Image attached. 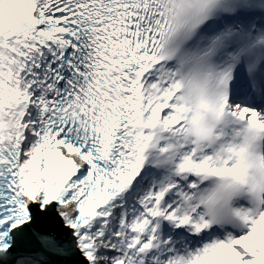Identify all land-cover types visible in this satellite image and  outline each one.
<instances>
[{
    "label": "snow or ice",
    "instance_id": "snow-or-ice-1",
    "mask_svg": "<svg viewBox=\"0 0 264 264\" xmlns=\"http://www.w3.org/2000/svg\"><path fill=\"white\" fill-rule=\"evenodd\" d=\"M0 264H264V0H0Z\"/></svg>",
    "mask_w": 264,
    "mask_h": 264
}]
</instances>
